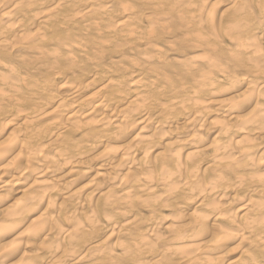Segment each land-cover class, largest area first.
Returning a JSON list of instances; mask_svg holds the SVG:
<instances>
[{"label": "bare ground", "instance_id": "bare-ground-1", "mask_svg": "<svg viewBox=\"0 0 264 264\" xmlns=\"http://www.w3.org/2000/svg\"><path fill=\"white\" fill-rule=\"evenodd\" d=\"M114 1L0 0V139L8 130L14 134L0 141V264H70L73 259L89 264H264V0H213L227 1L226 10L217 23L212 11H207V26L196 25L192 32L179 30L185 9L182 14L176 13L180 16L173 12H179L181 6L190 10L197 7L199 12L189 13L188 18L200 23L207 17L204 14L211 0H127L149 5L155 11L165 9L164 20L173 14L179 24L182 21L178 26L175 19L168 18L179 27L174 30L180 31L170 36L177 44L169 49L171 58H176L170 60L165 51H160L165 41L162 38L168 37L165 35L171 28L160 37L157 31L161 28V33L166 22L160 24L157 11L146 20L154 18L155 24L159 20L160 27L154 31L150 19L152 26L145 27L151 26L153 31L148 28L143 37L140 32L137 41L143 48H154L152 54L142 51L150 54L147 62L157 60L162 72L149 70L150 65L148 72L140 70L144 60L139 61H143L141 64L129 61L121 67L124 74L132 73L131 77L127 75L129 79L121 78L117 84L110 79L104 85L99 82L91 92L86 85L90 71H85L86 77L72 81L62 66L65 69L60 72L67 74L60 82L53 80L51 73L52 80L37 83L33 77H24L14 63L6 62L7 57L20 60L22 67L29 63L34 67L35 62L42 61L53 62L50 66L63 60L71 62L67 53L80 45L77 39L84 35L80 27L75 32L67 28L84 21L87 25L91 20L97 22L92 24L95 31L102 21L96 16L116 5ZM121 5L126 16L113 18L108 14L103 22L111 30L114 27L115 38L119 35L115 49L137 38L135 33L141 31L131 21L138 16L135 7ZM189 23L188 29L192 27ZM97 32L99 41L103 33ZM47 42L58 44L59 57L43 52L41 46ZM97 44L101 52L102 45ZM111 51L114 58L117 52ZM206 51L210 54H201ZM116 58L120 60L118 54ZM205 61L208 65H203ZM96 79L90 80L92 87ZM180 120L184 129L178 127L175 134L185 137L184 143L166 147L154 161L148 159L159 132ZM208 121L216 126L214 132L221 138L210 145L204 141L211 132L205 126ZM118 143L123 145L116 148ZM98 150L95 162L87 160ZM163 196L173 197L175 207L179 201L183 204L178 206L175 218L192 209L205 213L191 215L177 232L161 227L166 220ZM135 209L148 212L144 211L149 216L142 218L143 223L137 217L140 213L133 216ZM37 212L42 213L20 232ZM117 217L127 221H115ZM122 235L127 242L119 240ZM10 237L12 240L6 242ZM165 238L170 239L169 244L181 241L187 246L184 250L177 246V250L165 245ZM115 250H122L123 260ZM238 250L240 261L230 260Z\"/></svg>", "mask_w": 264, "mask_h": 264}, {"label": "rangeland", "instance_id": "rangeland-1", "mask_svg": "<svg viewBox=\"0 0 264 264\" xmlns=\"http://www.w3.org/2000/svg\"><path fill=\"white\" fill-rule=\"evenodd\" d=\"M123 1H126L127 2V4H125V3H123ZM212 2H209L211 5H210V7H209V9L208 10H206L205 11V14H204V16H207V17H204L205 19L204 20H200L199 22L200 23H192L191 22V20L188 18L189 17V13H190V15L192 14V12H193V15L194 14H196L197 12H199L198 10H196V8L194 9V8H192L191 6V10L190 9H188V7H182L181 6V8H180V10H179V8H178V10H179V12H177V11H175V12H173L174 14H176V13H178V14H180V12H181V14L185 11V13H183L182 14V16H180V15H178V14H176L177 16H180L181 17V19L183 20V22H182V24L184 23H186L185 24V26H183V25H181V22H180V24L178 23L179 22V20H176L175 18H172V15H171V17H167L165 20H164V16L162 15V14H164L165 12V9L161 12L160 10H157L158 11V13L162 16V17H160V15H158L157 14V16H158V19L160 18V21H161V23H160V21L159 20H156V24L154 23V22H152V20L154 19V18H150L151 19V22H152V24H154V26H152L151 24H149V22H150V19L148 18V21L146 20V18H147V16L148 15H150V14H154L155 12H157V11H155L154 9H150V6L149 5H146V4H140L138 1H136V4H133V2L131 1V3L129 2V1H127V0H120V2L121 3H119V0H116V1H114V3L116 4V5H110V7H109V9L111 10H109V9H107V10H109V11H102V12H100V11H97V13H99L100 12V14L101 13H103V14H101V15H95L96 17H97V20L99 21V19L100 20H102L101 21V23H100V25H98L99 26V28H97L95 31H94V29L96 28L95 27V25H93L92 26V24H96L97 22H95V23H92L91 22V20H87L86 22H87V25H85V21H84V23L82 22V23H80V24H78V27L77 26H75V28H74V26H70V27H68L67 29L70 31H72V29H73V32H75L74 30L76 29V28H78L79 29V27H80V30H81V32H83V35L84 36H82L83 38H85L86 39V41L87 42H85V40H83V38L82 37H80V38H78L77 39V41H78V43L77 44H80V45H77L79 48H77V46H76V49H74L73 50V52L71 53V52H68L67 54H68V56H66V58L68 57V59H70V60H72L71 62L69 61V60H63L62 61V63H61V60L60 59H58L59 61H60V65L59 64H53V65H55L57 68H54L55 66H52V68H50L49 69V67H51L50 66V64L49 63H53V62H46V63H48V64H45V63H43L42 64V62H38L39 63V65L38 66H40V68L38 67V66H36L37 64H36V62H35V66H36V68H35V66L34 67H32L33 65L32 64H24V65H26V68L27 67H31L32 68V70L34 69V71H32L33 73H31V71H30V69L31 68H25V66L23 65V67H22V63L20 64V60H17L16 58H13V60H12V58H9L8 59V57L6 58V62L8 61L9 63L11 62V65L14 63L15 65V67H16V69L19 71V72H22V75H24V77L26 76V77H31V79H32V77H33V79L35 78V80H38L37 81V83L39 82V83H43L44 82V80L46 79V80H48V79H51L52 80V78H50L51 76H52V74H53V78H55V79H53V80H57V82H60L61 81V79H62V75H64V73H66V72H64V71H69L68 73H70V75H68V78H70V77H72V78H70L72 81H74L76 78L78 79V76L79 77H86L88 74H89V76H87L88 78V81H92V79H96V77H97V81H98V83H97V81H95L96 82V84L98 85V86H94V85H96V84H94L93 83V87L91 86L92 85V83H91V81L90 82H86V85H89L90 87H92V88H90V87H88V92H91V91H94L95 90V88L96 87H99L100 86V83H104V82H106V80H108V79H110V81H112V82H114V81H117V82H115L116 84L118 83V80L120 81V82H122V79L121 78H123V80H125L126 78L127 79H129L128 77H127V75L129 76V77H131L132 76V73L131 72H127V73H125L124 74V71H123V69L121 68V67H123V66H127V64L128 63H130L129 61H133V62H135L136 64H138V63H140L139 61H141V60H144V62L143 63H145V65L144 64H141L140 66H139V69L140 70H144V71H146L145 69H147V71L146 72H148V68L149 67H151L149 70H151V69H154L155 68V70H157V71H159V72H162V70L159 68L160 67V65H159V63L157 64L156 62H157V60H153V61H148L147 62V60H145V58L148 56L149 57V55L150 54H152V49H154L152 46H150L151 48L149 49V47L147 46V47H145V48H143L144 47V45H142L141 46V44L142 43H140L139 41H137L138 40V38H139V36H140V32H142L143 31V33H141V37H143V35H146V30H148V28L149 29H151L152 30V28L154 29V31H157V29L160 27V24H165V22H166V24H168L169 23V21L170 20H168V18L169 19H175L174 21H175V23L177 22V25L179 26V25H181V26H183V27H181V26H179L180 27V29H179V27L175 24V23H172L171 21H170V23L168 24V25H162V26H164V27H162V32L160 33L159 31L161 30V28L160 29H158V31H157V33H159V35H161L160 37L162 38L168 31H169V26H170V32L169 33H167L165 36H168V37H163L162 38V40L163 39H165V41L163 40V43H161L160 44V46H159V48H160V51H165L164 53H166V55H167V57L171 60V59H174V58H176V57H174V56H172V58H171V52L172 51H170L171 49H173V48H176L177 47V44L175 43V39H174V37H170L171 36V34L173 35L174 33L173 32H176V33H178V32H180V31H176L177 30V27H178V29L179 30H181L182 28V30H183V32L185 31V32H192L191 30V28H194L193 30H195V29H197V26H199V24H201V25H205V26H207L206 24L208 23L207 21H206V19H209V17H208V13L210 14V12H211V14L213 13L214 15H212L214 18L213 19H215L216 20V23L218 22L217 20L219 19V15L222 13V11H224V10H226V8H227V1L226 2H224V3H217L216 1H213V0H211ZM117 2H118V5H117ZM139 4H138V3ZM114 3H111V4H114ZM121 4H124V5H127L128 7H130L129 5H131L132 4V6L133 7H135L134 9H135V12L134 13H137V15L139 16H141V15H143V17H145V18H142L141 19V21H140V16L138 17H134V19L133 20H131L132 21V23H136L138 26V29L139 30H141V31H138V29H137V33H135L137 36V38H135L134 40L132 39V38H130V39H132V40H128L129 42H127V44L126 43H124V44H126V45H123V46H119V49H118V47L115 49L114 47H115V43H116V40L118 41V39H119V35L117 36V38H115L116 37V35H114L115 33H114V27H112L113 29L111 30V28L110 27H105V25L106 24H104L105 23V19L108 17V14H109V16H111V17H118V18H121L120 16H126L127 14H126V9L125 8H123V9H125V11L122 9L121 10V8L122 7H120V6H122ZM120 5V6H119ZM124 5H123V7H124ZM144 7H143V6ZM219 5V6H218ZM114 6V7H113ZM126 6V7H127ZM131 6V7H132ZM138 6V9L136 8ZM141 6H142V8H141ZM117 9H119V10H115L116 8ZM163 7V6H162ZM166 7V6H165ZM216 7V8H215ZM113 8H115V9H113ZM145 8V9H144ZM164 8V7H163ZM185 9L184 11H183V9ZM128 9V8H127ZM129 9H131V8H129ZM143 11H141V10ZM147 9V10H146ZM156 9V8H155ZM161 9V8H160ZM213 9V10H212ZM216 9V10H215ZM114 10V11H113ZM132 10H133V8H132ZM131 10V11H132ZM140 10V11H139ZM166 10H167V7H166ZM187 10V11H186ZM194 10V11H193ZM112 11H113V13H112ZM116 11V12H115ZM118 11H119V13H118ZM121 11H122V14H121ZM124 11V12H123ZM134 11V10H133ZM132 11V12H133ZM138 11V12H137ZM154 11V12H153ZM168 11V10H167ZM166 11V12H167ZM207 11H208V13H207ZM210 11V12H209ZM105 12H107V13H105ZM140 12V13H139ZM187 12V13H186ZM217 13L216 15H218L217 17L215 16V13ZM125 13V14H124ZM147 13V14H146ZM114 14L116 15V16H114ZM121 14V15H120ZM166 14V13H165ZM164 14V15H165ZM107 15V16H106ZM113 15V16H112ZM145 15V16H144ZM167 15H169V14H167ZM154 16V15H153ZM157 16H156V18H157ZM210 16V15H209ZM211 16V17H212ZM106 17V18H105ZM104 18V19H103ZM136 18H138L139 20L138 21H140V22H137L136 20ZM163 18V19H162ZM97 20H95V21H97ZM148 22H146V21ZM164 20V21H163ZM136 21V22H135ZM154 21V20H153ZM157 21H158V23H157ZM162 21H163V23H162ZM173 21V22H174ZM190 21V23H192V27H190V29H188V26H186L187 25V23ZM88 22H91V23H88ZM104 22V23H103ZM143 24H142V23ZM104 25H103V24ZM106 23H108V21H106ZM138 23H141V24H138ZM160 23V24H159ZM190 23L188 24V25H190ZM90 26H89V25ZM99 24V23H98ZM102 24V25H101ZM145 24H148V25H151L152 26V28H151V26L149 27H147V25H146V27H145ZM172 24H174L173 25V27L171 26ZM83 25V26H82ZM108 25V24H107ZM194 25V26H193ZM197 25V26H196ZM86 26L87 27H89L88 29H89V31L91 30V29H93V33H94V35H96L98 32L97 31H100L101 30V33H103L104 34V32H106V28H107V30L110 28V30L111 31H109V32H106V34H107V36H109L110 38H108L107 36H103V34H101L100 35V37H102V38H100L99 39V41L97 40L99 37L96 35V37L93 35V33H91V31L89 32L87 29H86V32H84V30H85V28H86ZM92 26V27H91ZM97 26V27H98ZM158 26V27H157ZM168 26V28H166ZM204 26V27H205ZM215 26H217V24L215 25ZM73 27V28H72ZM85 27V28H84ZM100 27H105V29L104 28H102V29H104V30H102ZM142 27V28H141ZM156 27H157V29H156ZM218 27V26H217ZM217 27H215L216 29V31H218L219 29L217 28ZM147 28V29H146ZM84 29V30H83ZM100 29V30H99ZM168 29V30H167ZM174 29H176V30H174ZM206 29V28H205ZM218 29V30H217ZM165 30V31H164ZM102 31H104V32H102ZM125 31H128L127 29L125 30ZM145 31V32H144ZM153 31V30H152ZM166 32L165 34H164V32ZM172 31V32H171ZM205 32H203V33H206V30H204ZM89 32V33H88ZM116 32H119V31H116ZM149 32V31H148ZM147 32V33H148ZM220 32V30L217 32V33H219ZM86 33V34H85ZM88 33V34H87ZM109 33V34H108ZM119 34H122L123 35V33L121 32H119ZM169 34V35H168ZM86 35V36H85ZM92 35V36H91ZM105 35V34H104ZM111 35H113V38L114 39H112V36ZM139 35V36H138ZM173 36H175V35H173ZM90 37H92L91 38V40L94 38V41L92 40H90ZM98 37V38H97ZM104 37H106V38H108V39H110L111 40V42H112V47H110L111 45V42L107 39V41H106V38H104ZM171 38H173L174 39V41L173 40H171ZM91 41H89V40ZM137 42H136V41ZM166 40H167V42H166ZM101 41H103L104 43L105 42H107L105 45H108V47L107 46H103L102 44H103V42H101ZM134 41L136 44H138V46L135 44V43H132V42ZM170 41H172V42H174V43H170ZM93 42H95V43H93ZM139 42V43H138ZM164 42L167 44L168 42V44L166 45V44H164ZM48 43V42H47ZM52 42H50V43H48V44H44V46L42 45L41 47H43L44 49H46L45 51H44V49H43V52H50L48 55H50L51 53H53V54H51V55H54V53H56L55 54V56H57V57H59L60 55L59 54H61L60 52H59V49H58V44L57 43H55V42H53L52 44H51ZM92 43L94 44V46L92 45ZM98 43V44H97ZM100 43H102L101 45H102V47H101V45H100ZM130 43H132V45L130 44ZM49 44H51V45H49ZM95 44H97L96 46L98 47H101V52H99L98 50H99V48H97L96 49V47H95ZM123 44V43H122ZM133 44H134V46H133ZM171 44V45H170ZM110 45V46H109ZM128 45H130L131 47H134V49L136 48V50L137 49H139L140 48V50H138L137 52H136V50H134L133 48H131L130 46V49L134 52V53H136L135 55H134V53H131L130 51V49H129V47H128ZM173 45V46H172ZM55 46V47H54ZM127 46V47H126ZM170 46V47H169ZM104 47V48H103ZM107 47V48H106ZM114 48V49H113ZM125 48V49H124ZM128 48V49H127ZM144 50H148L149 51V55H145V53H147V52H145V53H143V49ZM148 48V49H147ZM85 49H87V50H85ZM91 50V52L93 53H91L90 52V50ZM103 49V50H102ZM115 50L116 52V54L114 55V58H113V54H114V52H113V54H111L112 53V51L110 52V50ZM128 51H127V50ZM170 49V50H169ZM78 50V51H77ZM80 50V51H79ZM89 50V51H88ZM93 50V51H92ZM121 50V51H120ZM143 50V51H142ZM109 52L110 53V55H109V53H105V52ZM123 51V52H122ZM140 51V52H139ZM170 52L169 54V56H168V53L167 52ZM57 52H59V53H57ZM118 52H122V53H118ZM143 53V56H142V54H140V53ZM99 53H100V57H99ZM104 53V54H103ZM210 54L209 53V51H206V52H204V53H201L202 55L203 54ZM76 54V55H75ZM82 54V56H79V55H81ZM87 54H91L92 55V58L90 57L91 55H87ZM103 54V55H102ZM117 54H118V59H120L119 61L117 60ZM119 54H121V56L119 55ZM123 54V55H122ZM124 54H125V58H124ZM137 54H139L140 56H138ZM105 56V57H104ZM116 56V57H115ZM122 56H123V58H122ZM145 56V57H144ZM52 57H54V56H52ZM57 57H55V58H57ZM76 58V61H75V58ZM99 57V58H98ZM129 57H131V58H133V59H130L129 60ZM136 57V58H135ZM143 59H142V58ZM147 57V58H148ZM94 58V59H93ZM127 58V59H126ZM89 59H91V60H89ZM100 59V60H99ZM138 59V60H137ZM203 59V58H202ZM206 59H208V58H206ZM97 61V62H95V61ZM114 60H115V62H114ZM124 60H126V61H124ZM170 60H168V61H170ZM65 61V62H64ZM66 61H67V63H66ZM76 62V64H75V62ZM77 61H79V62H77ZM92 61H94V62H92ZM102 61H103V63H102ZM118 61V62H117ZM146 61V62H145ZM7 62V63H8ZM16 62V63H15ZM73 62V63H72ZM99 62V63H98ZM113 62V63H112ZM123 62V63H122ZM124 62H126V63H124ZM138 62V63H137ZM31 63H32V61H31ZM33 63H34V61H33ZM59 63V62H58ZM120 63V64H119ZM45 64V65H44ZM69 64H70V67H68V69H67V65L69 66ZM71 64H73V65H71ZM97 64V65H96ZM126 64V65H125ZM229 64V63H228ZM228 64H227V66H226V69H227V67H228ZM29 65H32V66H29ZM75 65H76V67H75ZM78 65V66H77ZM81 65V66H80ZM122 65V66H121ZM143 65V66H142ZM146 65H147V67H146ZM150 65V66H149ZM203 65H208L207 64V62L205 61V62H203ZM13 66V65H12ZM66 67V69L65 68H63V67ZM84 67V68H81V67ZM117 66V67H116ZM149 66V67H148ZM154 66V67H153ZM157 68H156V67ZM48 69H47V68ZM143 67V68H142ZM39 68V69H38ZM46 68V69H45ZM65 69L64 71L63 70H61V72H60V69ZM79 68V69H78ZM121 68V69H120ZM124 68V67H123ZM137 68H138V66H137ZM23 69H25L27 72H28V69H29V72H28V74H30V75H28L27 74V72H25V70L24 71H22ZM53 69H58V71H59V73L55 70H53L54 72H52V70ZM72 69V70H71ZM82 71H81V70ZM84 69V70H83ZM120 69V70H119ZM225 69V70H226ZM40 70V71H39ZM50 70L51 72H49V74H48V71ZM74 70V71H73ZM78 70H80V72L78 71ZM88 70V71H87ZM101 70V71H100ZM107 70H109L108 72H105V71H107ZM110 70H112V71H114L113 73L112 72H110ZM171 70V69H170ZM84 71V72H83ZM85 71L86 72H89V73H87V75H85L86 73H85ZM103 71V72H102ZM121 71H123L122 73H121ZM34 72H35V75H34ZM38 72L39 73H41V72H43V73H41V74H38ZM74 72H75V74H74ZM77 72H79V73H77ZM83 72V73H82ZM110 72V73H109ZM116 72V73H115ZM152 73L154 72V70H152L151 71ZM173 72V71H172ZM52 73V74H51ZM56 73H58L57 74V76L55 75ZM82 73V74H81ZM85 73V74H84ZM93 73V74H92ZM97 73H98V75H97ZM108 73V74H107ZM119 73H120V75H119ZM36 74L37 75H39V78L38 77H35L36 76ZM51 74V75H50ZM67 74V73H66ZM79 74V75H78ZM84 74V75H83ZM103 74H104V76H103ZM111 74V75H110ZM114 74H116V75H114ZM124 74V75H123ZM34 75V76H33ZM41 75V76H40ZM72 75V76H71ZM83 75V76H82ZM90 75H97L96 77L95 76H90ZM114 75V76H113ZM123 75V76H122ZM163 75V74H162ZM102 76L104 77V78H102ZM108 76V77H107ZM116 76V77H115ZM40 77H42V78H44V79H42V80H40ZM59 77H61V78H59ZM119 77V78H118ZM37 78V79H36ZM98 78H101V79H98ZM114 78V79H113ZM32 79V80H33ZM58 79H60L59 81H58ZM117 79V80H116ZM126 79V80H127ZM34 80V81H35ZM104 80V81H103ZM125 80V81H126ZM43 81V82H42ZM100 82V83H99ZM91 84V85H90ZM102 84H101V86H102ZM104 85V84H103ZM111 85H115V84H112L111 83ZM214 109V108H213ZM249 111V110H248ZM248 112L246 111V112H244V113H242V115H245V114H247ZM224 120H226V119H224ZM209 122V123H208ZM208 122H206L205 123V126L206 127H208L207 129L208 130H210L211 132L209 133V135L208 136H206V137H204V141L207 143V145H210V144H212L213 142H215V141H219V138L220 137H218L217 135H216V133L214 132L215 131V128L214 127H216V126H214L212 123H210V121H208ZM185 125H184V122L183 121H181L180 120V122L178 121V122H176L174 125H172V127H169V126H167L166 127V129H164V130H162V132L160 131L159 133H160V135H158V139H157V141L155 142V144H154V147H153V149H151V150H149V154H150V156H149V154H148V156H149V158L148 159H156L157 157H159V154L161 153V152H163L164 151V149L166 148V147H174V148H176V147H178V146H180V145H182V143H184L183 142V140H185L186 138L185 137H179V136H177L175 133H176V131L175 130H177L178 129V127L180 128V129H184L183 127H184ZM210 127H212V130H211V128ZM179 129V130H180ZM11 131L12 130H8V131H6V132H4L3 133V135H2V138L0 139V141L1 140H4V138L6 139V138H8V137H11L12 135H13V137H14V134H11ZM176 135V136H175ZM215 136H217V137H215ZM178 137V138H177ZM182 138V139H181ZM218 138V139H217ZM221 139V138H220ZM215 140V141H214ZM257 141V140H256ZM179 143V144H178ZM256 143H259V141L258 142H256ZM121 144L123 145V143H120V145H119V143L118 144H115L114 146L117 148H119V147H121ZM178 144V145H177ZM150 151H151V153H150ZM99 153H100V150H98V151H96L94 154H90V156H88V159L87 160H91V161H93V162H95L97 159H98V157H99ZM151 157V158H150ZM154 159L152 160V161H154ZM159 159V158H158ZM94 173L92 172V175H93ZM92 177L93 176H91L89 179H87L85 182H83V184H81V186H83L85 183H87V182H89L90 181V179H92ZM81 186H79V187H81ZM167 196H165V198H164V196H163V199H164V202H163V204H165L166 205V207L165 208H163L162 210H163V212H162V214H164V216H165V222H163L164 223V225L162 224L161 225V227H164V226H168L169 228H171L172 229V231L174 230V231H180V230H182V228L185 226V223H187V220H189L191 217V215H193V214H195V215H197V214H203L204 215V213H205V211L204 210H202V209H197V210H190L188 213H186L185 214V212H183V213H181L180 214V216H178L177 218H175L176 217V215H175V217L173 216L174 214H175V212H176V210H178L179 209V205H182V207H183V204H181V201H179V203L180 204H176L177 206L175 207V200L173 201L174 202V204H173V202H172V200H173V197L171 198V196L169 197H167ZM169 198V199H168ZM92 203H93V201H92ZM94 203H96V201L94 200ZM178 207V208H177ZM180 208H181V206H180ZM140 211L139 212H137L138 210H134V212L135 213H133V216H136L137 214H139L137 217H141V222H142V218H146V217H148L147 216V211L144 209V210H141V209H139ZM144 211H146V212H144ZM194 211V212H193ZM195 211H197V212H195ZM178 212V211H177ZM204 212V213H203ZM42 212H37V213H34V215L32 214L30 217H29V220H27V222H26V224H24V226L22 225V227L20 228L21 230H20V232L21 231H24V229H26L28 226H30L31 225V223L30 222H32L34 219H37L39 216H40V214H41ZM180 213V212H179ZM144 214H146V215H144ZM206 214H208V215H211V214H209V213H206ZM143 215H144V217H143ZM213 216V215H212ZM139 217V218H140ZM209 217V216H208ZM118 219H115V221H119V222H126L127 220H123L122 218H120V217H117ZM120 219V220H119ZM25 220V221H26ZM139 219H137V221H138ZM140 221V220H139ZM167 221V222H166ZM140 222V223H141ZM25 223V222H24ZM143 223V222H142ZM25 226H27V227H25ZM161 227H158V229L160 230V232H162L163 231V229L161 228ZM13 237V236H12ZM12 237H10V238H8V240H6V242L7 241H10V240H12ZM167 238H165L164 239V241H167L166 240ZM120 241H123V242H127L126 240H127V237L125 236V235H122V236H120V239H119ZM169 240L170 239H168V241H167V243H165V245H167V246H173L174 248L176 247L177 248V250H179L180 248V250H184L185 249V247L187 246L184 242H181V241H173L174 242V244H172L173 242H171V244H169L170 242H169ZM175 243H176V245H175ZM178 243H179V245H178ZM182 244V245H181ZM184 244V245H183ZM180 247V248H178V247ZM116 251V255L119 257V259L121 260V258H122V260H123V257H124V255H123V252H122V250H115ZM239 252H235L234 254H233V256L230 258V260H232V261H234V262H238V261H240V250H238ZM123 255V256H122ZM74 260V259H73ZM71 261L70 262V264H89V262H87V261H85L84 263L82 262V263H78V262H75V260L74 261Z\"/></svg>", "mask_w": 264, "mask_h": 264}]
</instances>
